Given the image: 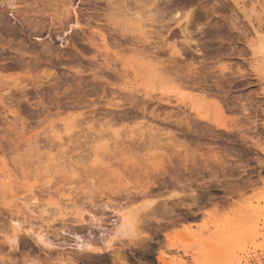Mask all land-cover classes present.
<instances>
[{
	"label": "rangeland",
	"instance_id": "obj_1",
	"mask_svg": "<svg viewBox=\"0 0 264 264\" xmlns=\"http://www.w3.org/2000/svg\"><path fill=\"white\" fill-rule=\"evenodd\" d=\"M259 49L232 0H0V264H264Z\"/></svg>",
	"mask_w": 264,
	"mask_h": 264
},
{
	"label": "bare ground",
	"instance_id": "obj_2",
	"mask_svg": "<svg viewBox=\"0 0 264 264\" xmlns=\"http://www.w3.org/2000/svg\"><path fill=\"white\" fill-rule=\"evenodd\" d=\"M234 3H235V6H236V8H239V11L241 12V14L244 16V18L246 19V20H248L249 22H250V24L252 23V25H253V23H254V28H255V34H256V36H258V38H259V42H260V47L262 48V49H259V51L262 53V52H264L263 50H264V36L263 37H261V34L259 33V29H262V30H264V0H241V1H243V5H244V7H246V9L245 10H243V9H240V4L242 3V2H240L239 0H232ZM192 8V7H191ZM191 10V9H190ZM131 12H133V11H131ZM157 12H159V11H157ZM137 13V12H136ZM136 13H134V15L136 14ZM138 14V13H137ZM193 13L191 12V11H189L188 13H186V15H185V18H184V20H186L185 21V29L184 30H187L188 29V24L190 23V21H193L192 20V17H193V15H192ZM125 15H127V16H129V17H131L130 16V13L129 14H125ZM133 15V14H132ZM178 15V14H177ZM126 16V18H128ZM122 17V16H121ZM124 17V16H123ZM142 18H144V16H142ZM139 19V18H138ZM129 20H131V19H129ZM140 20V19H139ZM177 20V19H176ZM179 20V19H178ZM136 21V20H135ZM138 21V20H137ZM9 23V22H8ZM7 25V24H6ZM76 26H79V21L77 20V22H76V24H75ZM255 26H258V27H255ZM186 41V40H185ZM190 43V42H189ZM188 43V44H189ZM95 44V43H94ZM45 45V44H44ZM259 45V44H258ZM172 46H174V45H172ZM171 46V47H172ZM49 47V46H48ZM198 47V46H197ZM50 48V47H49ZM192 48V47H191ZM190 47H189V49H191ZM100 50H101V48H99ZM46 50V49H45ZM49 50V49H48ZM47 50V51H48ZM91 52V51H90ZM130 52V51H129ZM149 52V51H148ZM142 55H144V54H142ZM142 58H144L145 60H148L149 62V64H151L150 62H154V60L156 59V57H154V56H152V55H147V56H142ZM105 59V58H104ZM263 59H264V53H263ZM19 60V59H18ZM27 60V59H26ZM32 60V59H31ZM114 61V60H113ZM141 61V60H140ZM167 61V60H166ZM20 62V61H19ZM18 62V63H19ZM22 62V61H21ZM157 62V61H156ZM156 62H154V63H156ZM17 64V63H16ZM145 64V63H144ZM159 64H161V62L159 63ZM159 64H157V65H155V67H154V69L153 70H155V71H153V72H159V71H161L162 69L161 68H158L157 66L159 65ZM19 65H21V64H19ZM163 65V64H162ZM28 66H30V65H28ZM148 66V65H147ZM21 67V66H20ZM23 67H24V65H23ZM27 69H28V67H26ZM23 69V68H22ZM25 69V68H24ZM30 70H31V68H30ZM30 70H28V71H30ZM152 70V69H151ZM174 70V69H173ZM24 71V70H23ZM26 71V70H25ZM27 71V72H28ZM166 71H169V70H166ZM162 73H164L165 74V72H163V71H161ZM26 73V72H25ZM30 73H31V71H30ZM29 73V74H30ZM162 73H158V74H162ZM121 77V76H120ZM0 78H3V77H1V75H0ZM27 78V77H26ZM25 78V79H26ZM163 78V77H162ZM19 80V79H18ZM17 80V81H18ZM21 80V79H20ZM19 80V81H20ZM1 82V81H0ZM13 84H14V82H13ZM17 84V83H16ZM17 85H19V84H17ZM16 85V86H17ZM21 86H24V85H22V83H21ZM21 86H19V87H21ZM28 86V85H27ZM26 85L22 88V89H24V91H22L23 93H24V95H23V98H24V96H25V87H27ZM6 87H7V85H6ZM18 87V88H19ZM29 87V86H28ZM4 88V87H3ZM1 89V88H0ZM5 89V88H4ZM19 89H21V88H19ZM18 89V90H19ZM28 89V88H27ZM10 90V89H9ZM8 91V90H7ZM2 92V91H1ZM4 92V91H3ZM2 92V94L1 95H3L4 93ZM8 93V92H7ZM22 93V94H23ZM0 95V96H1ZM6 97H7V95H5ZM20 97V96H19ZM22 97V96H21ZM26 97V96H25ZM16 98V97H15ZM205 98V97H204ZM1 100H2V96H1V98H0ZM4 99V98H3ZM19 99V98H18ZM21 99V98H20ZM27 99V98H26ZM0 100V101H1ZM23 100V99H22ZM10 101V100H9ZM15 101V100H14ZM18 101V100H17ZM27 101V100H26ZM19 102H21V100L19 101ZM12 103H13V101H12ZM18 103V102H17ZM22 103V102H21ZM199 103H201V102H199ZM3 104H5V103H3ZM164 105V104H163ZM12 106V105H11ZM191 106V105H190ZM17 107V106H16ZM192 107V106H191ZM119 108H122L121 106L119 107ZM12 109H13V107H12ZM17 109V108H16ZM12 112H14V111H12ZM172 112V111H171ZM122 115V114H121ZM164 115V114H163ZM167 116V115H166ZM181 116V115H180ZM169 117V116H168ZM172 117H174V116H172ZM120 119V118H119ZM152 124V123H151ZM151 124H149L150 125V127H151ZM153 125V124H152ZM149 127V128H150ZM153 127V126H152ZM155 127V126H154ZM141 130V129H140ZM155 130V129H154ZM148 133V132H147ZM1 150H0V155H1ZM66 162V161H65ZM78 163V162H77ZM80 163V162H79ZM59 165V164H58ZM51 166V165H50ZM61 167V166H60ZM56 168V167H55ZM69 171V170H68ZM63 172V171H62ZM27 174V173H26ZM32 174V173H31ZM34 174V173H33ZM24 175V174H23ZM78 175V174H77ZM116 175V174H115ZM118 175V174H117ZM101 179V178H100ZM1 187L3 188V189H5V187H11V184L13 183V181H12V179H11V176H8V175H6L2 180H1ZM23 184H24V182H23ZM36 184V183H35ZM49 184V183H48ZM126 184V183H125ZM25 186H27V183L26 184H24ZM29 188V187H28ZM7 189V188H6ZM49 190H50V188H49ZM130 190V189H129ZM8 191V190H7ZM10 192H12V189H11V191ZM30 192H32V191H30ZM35 192V191H34ZM33 194V193H32ZM140 194H142V193H140ZM26 195V194H25ZM137 196V195H136ZM152 196V195H151ZM24 197V196H23ZM28 196H26V198H27ZM30 197V196H29ZM148 197V196H147ZM146 197V195H144V197L143 196H141V197H136V198H134V199H131L130 200V202H129V204H127L126 206H127V208H124V210L122 211V215H121V217H122V224H121V226H120V228H119V230H118V233L116 234L117 236L119 235L121 238H131V239H134V238H136V236H135V234H134V232H135V230H136V228H137V222L139 221L138 219H139V215H140V213L143 211V210H147L148 208H151L152 206H153V201H150V200H148V198ZM25 198V199H26ZM37 198L38 197H36V195L35 194H33L32 196H31V199H29L31 202H33V203H31V204H33L32 206H34V204H35V202L37 201ZM49 198V197H48ZM16 199V198H15ZM28 199V198H27ZM70 199V198H69ZM68 199V200H69ZM125 199V198H124ZM149 199H151V197L149 198ZM24 200V199H23ZM28 200V201H29ZM126 200H128V199H126ZM153 200V199H152ZM18 201V200H17ZM19 201L21 202V200L19 199ZM18 201V202H19ZM67 201V200H66ZM51 202V201H50ZM72 202V201H71ZM127 203H128V201H126ZM262 202V201H261ZM17 203V202H16ZM76 203V202H75ZM75 203H74V206H75ZM43 204V203H42ZM41 204V205H42ZM49 204V203H48ZM47 204V205H48ZM71 204H73V202L71 203ZM126 204V203H125ZM24 205H26V204H24ZM23 205V206H24ZM36 205V204H35ZM39 205V204H38ZM38 205H36V207L38 206ZM60 205H63V204H60ZM65 205V204H64ZM22 206V207H23ZM73 206V205H72ZM73 206V207H74ZM26 206H24V209H26L25 208ZM27 207H28V205H27ZM63 207V206H62ZM69 205H65L63 208L64 209H69ZM248 207V206H247ZM16 208V207H15ZM39 208V207H38ZM47 208V207H46ZM46 208H42V209H46ZM58 208V207H57ZM60 208V207H59ZM58 208V209H59ZM71 208V207H70ZM58 209H55V210H58ZM72 209V208H71ZM119 209H121V208H119ZM153 209V208H152ZM256 209H258L257 210V212H256V214H257V218H256V223H255V225H254V228L255 229H257L259 226H258V224H259V222L261 221L260 219H261V217L262 218H264V207L263 208H256ZM17 210H18V208H17ZM50 210V209H49ZM29 211H31L30 209H29ZM42 211H44L45 213H47V210H42ZM60 211V210H59ZM121 211V210H120ZM147 211H149V209L147 210ZM246 211V210H245ZM32 212V211H31ZM49 212V211H48ZM56 213L58 212V211H55ZM120 213V212H119ZM62 214V213H61ZM14 215V214H13ZM42 215V214H41ZM46 215V214H45ZM84 215H85V212H84ZM93 217V216H92ZM84 218V217H83ZM15 219V218H14ZM85 219V218H84ZM92 219V218H91ZM121 219V218H120ZM11 220V219H10ZM92 220H94V218L92 219ZM85 221H87V220H85ZM21 222V221H20ZM20 222H16V221H13L12 220V226H11V234L9 235V236H6V240L8 241V242H10L11 244L12 243H15L16 241H17V239L19 238V233H22L21 232V230H22V228H21V226L23 227L24 225H20ZM28 225V224H27ZM30 225V224H29ZM264 226V225H263ZM25 227V226H24ZM27 229V228H26ZM32 229H33V226H32ZM28 231V230H27ZM28 233H32L34 236H35V239H36V242L38 243V244H40L41 246H43L44 247V249H48L49 247L47 246V244H46V242L44 241L45 240V238H46V235L44 234L45 232H43V231H33V230H30V231H28ZM135 236V237H134ZM112 240V239H111ZM114 242V241H113ZM112 242V243H113ZM84 244H85V248H87V249H94V246L91 244V243H86V242H84ZM84 244H83V246H84ZM111 244V243H110ZM114 244V243H113ZM111 245V246H114V245ZM12 246H14V245H12ZM46 246H47V248H46ZM82 246V245H81ZM111 246H108L107 245V247L108 248H111ZM51 247V246H50ZM83 248V247H82ZM49 250H50V248H49ZM84 250V249H83ZM99 250V249H98ZM111 250V249H110ZM259 260V259H258ZM63 261V260H62ZM178 261H181L182 262V259H179ZM59 264H62V262L60 263L59 262Z\"/></svg>",
	"mask_w": 264,
	"mask_h": 264
}]
</instances>
